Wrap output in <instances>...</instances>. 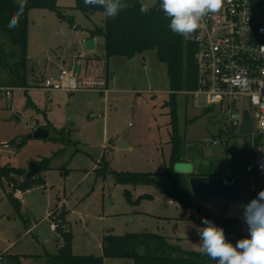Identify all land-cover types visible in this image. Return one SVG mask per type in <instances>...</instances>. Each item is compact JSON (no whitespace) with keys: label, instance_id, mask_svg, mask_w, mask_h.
<instances>
[{"label":"rangeland","instance_id":"1","mask_svg":"<svg viewBox=\"0 0 264 264\" xmlns=\"http://www.w3.org/2000/svg\"><path fill=\"white\" fill-rule=\"evenodd\" d=\"M139 1L160 6V0ZM57 4L74 24L53 10L31 9L27 85L16 87L9 99L0 98V166L27 168L30 161L51 159L49 167L31 180L27 192L0 176V264L10 263L9 253L18 254L20 264H48L46 253H55L62 243L55 222L60 221V213L64 229L72 233L73 251L86 255H96L109 233L141 232L167 236L182 250L201 253L198 228L204 225L198 204L217 215L242 219L243 234L249 235L243 218L245 180L240 197L193 196L194 206H184L155 184L118 181L114 171L153 172L180 194L184 176L178 175L174 185L163 175L170 166L175 137L182 142L180 162L191 163L192 172L203 176L239 172L247 138L231 133L227 143L215 145L223 118L214 110L194 107L191 97L181 92L174 99L175 122L167 64L155 49L133 57H111L106 91L94 84L72 93L45 91L42 86L49 73L45 68L52 58L76 53L74 35L103 26L106 18L101 10L86 14L75 8V0H57ZM97 39V55L105 60L104 36ZM4 74L0 68V76ZM32 126L48 128L49 137L27 139ZM105 162L114 171L97 174L94 169ZM180 162L174 165L177 173H183ZM186 183L190 189L188 179ZM16 188L25 193L18 208L9 195L14 196ZM56 206L59 209L52 212ZM225 236L233 245L240 240L226 232ZM101 257L103 264H134L129 256Z\"/></svg>","mask_w":264,"mask_h":264},{"label":"trees","instance_id":"2","mask_svg":"<svg viewBox=\"0 0 264 264\" xmlns=\"http://www.w3.org/2000/svg\"><path fill=\"white\" fill-rule=\"evenodd\" d=\"M123 2L126 6L120 14L115 19L105 18L104 25L95 26L91 30V35L104 36L107 60L113 56L133 57L151 49L157 51L160 59L167 64L173 96V116L176 122L174 99L177 92L196 87L195 47L188 39L171 32L169 28L170 19L165 17L160 6L149 7L147 13H142L140 12L142 3L139 0H123ZM74 7L81 9L86 14L99 10L103 11L98 6H85L83 0H75ZM34 8L53 10L61 19H66L74 24L73 18L65 14L63 8L57 4V0H26L22 8L21 0H0V68L5 73L0 76V85L12 87L27 85L29 11ZM13 19L17 20L16 26H10ZM6 44L10 45L8 50ZM173 143L170 166L163 172V175L171 180L174 185L178 175L184 176L183 190L180 194L176 189L173 192L163 182H160L157 174L153 172H116L110 168L107 162L103 163V167L98 171L99 173L114 171L118 181L124 184H155L163 192L174 195L184 206H194L191 199L193 194L190 193L191 188L189 189L186 182L195 174L187 173L185 175L174 170L175 163L182 161V142L177 136ZM50 160V158H43L38 163L42 169H45L49 167ZM24 173L25 169L23 168L0 166L1 177H5L10 184L16 183L26 189L31 185L32 179L22 180L21 177ZM240 175V171L233 169L224 177L230 181L233 177ZM125 194L129 195L127 189ZM9 195L18 208L20 201L13 196V192ZM196 207L202 218L213 220L228 235H234L239 239L249 236L243 234L242 219L217 215L203 205L198 204ZM55 222L60 229L62 243L55 253H46L48 264H103L102 257L97 258L94 255L78 254L73 251L72 233L64 229L63 222L65 219L62 213H60V221ZM102 249L104 256L133 257L134 264H217L216 260H212L202 253L182 250L172 243L167 236L151 232L125 233L122 235L109 233L104 236ZM6 257L10 262L20 264L18 255L8 254Z\"/></svg>","mask_w":264,"mask_h":264},{"label":"built area","instance_id":"3","mask_svg":"<svg viewBox=\"0 0 264 264\" xmlns=\"http://www.w3.org/2000/svg\"><path fill=\"white\" fill-rule=\"evenodd\" d=\"M188 40L195 47L196 87L180 92L191 97L194 107L214 110L223 118L215 145L227 143L231 133L247 138V161L236 176L247 183L246 205L264 190V0H223L221 8L206 16ZM87 84L107 90L105 81L82 80L72 70L46 77L42 88L72 93ZM15 88L0 85V98H11ZM245 110L252 132L241 134ZM24 194L21 188L14 190L20 202ZM51 225L56 230V224Z\"/></svg>","mask_w":264,"mask_h":264},{"label":"clouds","instance_id":"4","mask_svg":"<svg viewBox=\"0 0 264 264\" xmlns=\"http://www.w3.org/2000/svg\"><path fill=\"white\" fill-rule=\"evenodd\" d=\"M85 6L100 7L106 18L115 19L126 6L123 0H83ZM223 0H160V8L170 19L172 33L190 39L199 29L203 19L216 13ZM26 0H21V8ZM148 5H141L140 12L147 13ZM13 19L10 26H16ZM243 218L248 225L249 236L233 245L226 239L224 229L207 218L204 227L198 228L199 251L216 260L217 264H264V190L244 205Z\"/></svg>","mask_w":264,"mask_h":264},{"label":"water","instance_id":"5","mask_svg":"<svg viewBox=\"0 0 264 264\" xmlns=\"http://www.w3.org/2000/svg\"><path fill=\"white\" fill-rule=\"evenodd\" d=\"M85 48L92 50L95 48L94 39H87L85 41ZM252 132V123L249 117L248 110H245V119L242 124L240 133L248 134ZM50 135V130L46 127L39 126L33 128L30 133L27 134V139H47ZM179 169L183 173H192L193 166L189 162H180ZM42 168L36 161H30L22 176L23 180H29L39 174H41ZM190 188L194 197H227L238 198L241 196V178L235 177L232 182H229L224 176L212 175H193L189 178ZM103 255L102 248L94 255L99 258ZM9 264H15L10 262Z\"/></svg>","mask_w":264,"mask_h":264},{"label":"crops","instance_id":"6","mask_svg":"<svg viewBox=\"0 0 264 264\" xmlns=\"http://www.w3.org/2000/svg\"><path fill=\"white\" fill-rule=\"evenodd\" d=\"M92 29L93 28L88 29L86 32L83 31L81 33H76L74 35L76 37V44H77L76 45V50H77L76 53L70 54V52H69V54L67 53L66 55L60 56L56 59L52 58L51 63L48 64L47 67L45 68L46 71L49 72L48 75H46L47 77H51L52 74L53 75L59 74L63 70H72V71H75L76 73H78V76L82 80L105 81L108 84V79H109L108 78V75H109L108 71L109 70H108L107 65L109 63L108 60L110 58L108 60L106 59L105 52L103 55L105 60L101 56L97 55V47H98V39L97 38L99 35L92 36L91 35ZM87 39H94V41H95V48L94 49L87 50L85 48V41ZM28 55H29V43H28ZM78 67L80 68L79 71L77 70ZM51 91H55V90H51ZM100 163H102V162H100ZM49 165H50V162H49ZM20 168H22V167H20ZM23 169L26 170V168H23ZM42 171H43V169H42ZM94 171L97 174H100L98 171V168H95ZM208 176H212V175H208ZM220 176H224V175H220ZM33 178H31V179H33ZM21 179H22V177H21ZM31 185H32V183H31ZM31 185L25 189V192H27V190L32 188ZM22 204H23V202H20V205H22ZM55 209H59V208L56 206L53 208V210H55ZM53 210H52V212H54ZM6 252L9 253V251H6ZM12 254L18 255V254H14V253H12Z\"/></svg>","mask_w":264,"mask_h":264}]
</instances>
